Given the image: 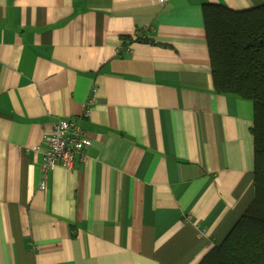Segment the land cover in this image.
Instances as JSON below:
<instances>
[{"label": "crops", "instance_id": "1", "mask_svg": "<svg viewBox=\"0 0 264 264\" xmlns=\"http://www.w3.org/2000/svg\"><path fill=\"white\" fill-rule=\"evenodd\" d=\"M263 3L0 0V264H199L224 241L255 196L254 103L216 90L205 10ZM61 119L92 145L45 178Z\"/></svg>", "mask_w": 264, "mask_h": 264}, {"label": "trees", "instance_id": "2", "mask_svg": "<svg viewBox=\"0 0 264 264\" xmlns=\"http://www.w3.org/2000/svg\"><path fill=\"white\" fill-rule=\"evenodd\" d=\"M215 88L254 103L255 196L228 236L199 264H264V3L205 10Z\"/></svg>", "mask_w": 264, "mask_h": 264}, {"label": "built area", "instance_id": "3", "mask_svg": "<svg viewBox=\"0 0 264 264\" xmlns=\"http://www.w3.org/2000/svg\"><path fill=\"white\" fill-rule=\"evenodd\" d=\"M165 4L169 0H160ZM88 114H86L87 116ZM48 145L45 150V160L42 165L45 178L48 171L61 165L68 170L74 169L76 156L84 158V151L92 145V141L85 134L82 122L61 119L53 125L45 137ZM46 179L41 182V188L46 189Z\"/></svg>", "mask_w": 264, "mask_h": 264}]
</instances>
